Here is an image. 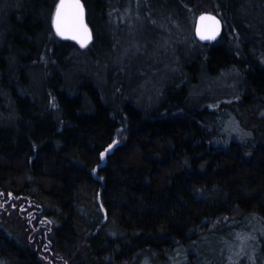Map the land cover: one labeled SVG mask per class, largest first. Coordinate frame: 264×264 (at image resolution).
<instances>
[{"label":"trees","instance_id":"16d2710c","mask_svg":"<svg viewBox=\"0 0 264 264\" xmlns=\"http://www.w3.org/2000/svg\"><path fill=\"white\" fill-rule=\"evenodd\" d=\"M59 2L0 0V200L70 264H264V0L141 1L174 38L161 76L152 48L125 58L134 0H80L83 48L56 35ZM202 13L224 24L214 44ZM0 264L44 262L0 220Z\"/></svg>","mask_w":264,"mask_h":264},{"label":"rangeland","instance_id":"374dc122","mask_svg":"<svg viewBox=\"0 0 264 264\" xmlns=\"http://www.w3.org/2000/svg\"><path fill=\"white\" fill-rule=\"evenodd\" d=\"M141 1L143 0H134L132 3L129 12V21L126 18V11L124 17L120 16L119 22L124 24L125 29V34L123 35L125 38L122 45H125L123 47L127 52V56L125 55L126 60L137 59L142 61L143 56L145 55L147 57V54L138 51V48L144 49L146 47L147 51H150L149 49L152 48L151 53L149 52L148 54H150L149 61L151 62L150 72L154 74V69H160V66L163 68L164 63L169 61L170 58L172 59L174 38H170V36H164L162 38L157 34L163 28L160 21L153 19L155 16H152V14L144 16L143 13L145 11H142V15L136 18L137 6ZM185 33L188 34L187 31ZM182 47H185L184 44ZM165 70L160 69L155 75L161 76ZM229 80L231 79L213 84L209 86V89L206 87L205 94L215 96V98L220 100L228 97L234 92V85H232V82H228ZM238 126L233 120L231 121L228 127L230 138H242L243 135H240ZM118 145L119 142L116 141L111 149L106 151L105 155L111 153ZM0 220L13 227V229L15 228L19 237L27 241L44 264H70L61 256L55 255L50 251V248H48V239L46 238L45 223L43 221L39 223L38 218H34L32 222L30 216H28V210L24 205L0 200Z\"/></svg>","mask_w":264,"mask_h":264},{"label":"snow or ice","instance_id":"6c2138e0","mask_svg":"<svg viewBox=\"0 0 264 264\" xmlns=\"http://www.w3.org/2000/svg\"><path fill=\"white\" fill-rule=\"evenodd\" d=\"M202 27L197 30L201 40H213L219 32V21L213 16H201ZM209 23L204 24L203 22ZM52 25L56 35L65 39L76 40L80 46L86 47L91 34L84 23V8L80 0H60L56 5ZM111 145L109 149H111ZM106 150V151H108ZM105 153H101L103 159Z\"/></svg>","mask_w":264,"mask_h":264},{"label":"water","instance_id":"95a60500","mask_svg":"<svg viewBox=\"0 0 264 264\" xmlns=\"http://www.w3.org/2000/svg\"><path fill=\"white\" fill-rule=\"evenodd\" d=\"M83 8H84V6H83ZM209 15L215 17L216 20L219 21V25H218V27H219V32H218V34L216 35L215 39H213V40H201V39L199 38V35H198V32H197V30H198L199 28L202 27V22H201V20H200V17H201V16H209ZM84 23L87 25L88 30H89V32H90V34H91V39L87 42V44H88V43H90V42L92 41V33H91V29H90V27H89L88 24H87L85 8H84ZM203 23H204V24H207V23H209V22H208V21H205V22H203ZM223 33H224V24H223L222 20H221L217 15L212 14V13H202V14H200V15L197 17L196 22H195V27H194V35H195V38L197 39L198 42H200V43H202V44H204V45L214 44V43L218 42V41L221 39V37L223 36ZM72 40H73V39H72ZM74 41H76V40H74ZM76 42H77V41H76Z\"/></svg>","mask_w":264,"mask_h":264}]
</instances>
